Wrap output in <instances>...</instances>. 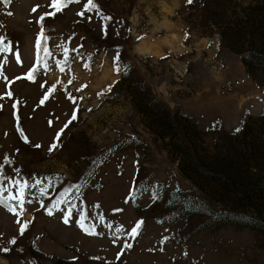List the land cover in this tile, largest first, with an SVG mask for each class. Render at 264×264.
<instances>
[{"label":"rangeland","instance_id":"rangeland-1","mask_svg":"<svg viewBox=\"0 0 264 264\" xmlns=\"http://www.w3.org/2000/svg\"><path fill=\"white\" fill-rule=\"evenodd\" d=\"M252 47L264 0H0V264H264ZM135 79L232 163L224 192L182 174Z\"/></svg>","mask_w":264,"mask_h":264},{"label":"trees","instance_id":"trees-1","mask_svg":"<svg viewBox=\"0 0 264 264\" xmlns=\"http://www.w3.org/2000/svg\"><path fill=\"white\" fill-rule=\"evenodd\" d=\"M45 18L46 15H42L39 21H43ZM44 45L45 37L42 35L36 44V66L41 63ZM251 52L254 55L243 58L245 65L250 66L251 71L260 69L264 72V51L252 47ZM131 70L132 66H128V71L131 72ZM122 72V79L128 77L124 74L125 70ZM131 87L133 90V103H136L140 113L145 117L146 127L152 129L162 138L170 137L169 151L174 153L178 159L182 174L206 195L215 196L221 191L224 192L230 175L226 167L232 169V163L220 162L219 156H216L219 155L217 151L213 160H206L197 144L199 137L189 117H184L181 120L180 113L171 111L164 103L160 102L145 81L135 79ZM116 88L115 85L114 92ZM216 150L219 149L216 148ZM243 163L240 161L237 168H233L244 171ZM262 185L260 181L257 182L258 188H261ZM207 186L213 187L214 192L209 191Z\"/></svg>","mask_w":264,"mask_h":264}]
</instances>
